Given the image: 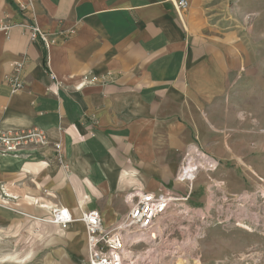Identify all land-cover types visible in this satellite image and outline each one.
<instances>
[{"label":"crops","instance_id":"0c3cea01","mask_svg":"<svg viewBox=\"0 0 264 264\" xmlns=\"http://www.w3.org/2000/svg\"><path fill=\"white\" fill-rule=\"evenodd\" d=\"M176 1L0 0V128L48 136L0 154V260L47 258L48 230L58 254L63 235L42 220L51 206L97 209L113 224L130 190L184 194L175 175L195 141L220 160L228 193L241 190V157L256 166L240 151L239 88L256 83L240 76L250 52L218 0H187L181 14ZM33 19L55 43L30 40L20 24ZM17 62L25 86L13 94L5 76Z\"/></svg>","mask_w":264,"mask_h":264},{"label":"rangeland","instance_id":"374dc122","mask_svg":"<svg viewBox=\"0 0 264 264\" xmlns=\"http://www.w3.org/2000/svg\"><path fill=\"white\" fill-rule=\"evenodd\" d=\"M218 5H223L219 15L228 20L225 28L238 29L243 37L247 50L243 48L241 53L251 55L250 65L240 70L242 78L254 77L256 82L241 84L239 88L240 151L241 156H254L256 166H246L245 156L241 157L237 167L242 188L234 195L228 193L227 181L218 172L220 166L216 172L198 174L199 179L193 183V195H200L204 201L196 207L217 216L219 221L206 230L197 250L189 257L177 258L175 264H264V226L258 223L264 222V0H218ZM242 114L246 120L240 118ZM184 191H188V186ZM242 203L245 208L240 207ZM215 205L219 206L218 210ZM57 230L63 235L58 254L54 233L48 230L47 258L3 259L0 263L88 264L82 224L72 223ZM16 247L26 249L25 245ZM245 256L247 259H243Z\"/></svg>","mask_w":264,"mask_h":264},{"label":"built area","instance_id":"2783aa9c","mask_svg":"<svg viewBox=\"0 0 264 264\" xmlns=\"http://www.w3.org/2000/svg\"><path fill=\"white\" fill-rule=\"evenodd\" d=\"M174 5L181 14L189 2L177 0ZM20 25L28 30L31 41L40 40L46 47L55 43L36 19ZM10 28L8 24L1 27L6 31ZM23 69L24 63L17 62L13 71L5 76L13 94L25 86ZM50 76L56 80L52 72ZM95 80L92 78L85 83ZM47 143V133L37 127L20 130L0 128V154H14L26 147L36 148ZM56 149L60 153L58 145ZM219 166L220 160L195 141L187 146L175 175L176 182L188 186L184 194L174 190H130L124 197L127 212L113 224H106L97 209L82 211L77 217L62 205L51 206L42 220L60 228L71 225L76 219L82 222L86 232L88 264H175L177 258L189 257L197 250L206 230L219 221L217 216L189 204L198 174L202 171L216 172ZM218 207L215 205V210ZM189 218L196 222H185Z\"/></svg>","mask_w":264,"mask_h":264},{"label":"bare ground","instance_id":"6f19581e","mask_svg":"<svg viewBox=\"0 0 264 264\" xmlns=\"http://www.w3.org/2000/svg\"><path fill=\"white\" fill-rule=\"evenodd\" d=\"M240 118L244 120V119H245L244 114H242V116H241ZM222 200L225 202V201H226V197H224ZM244 203H245V202H244ZM240 207L245 208L246 206H244V204L242 203V204H240ZM75 222L79 223L80 221H79L78 219H76V220L73 222V224H74ZM185 222H196V220L193 219V218H189L188 221H185ZM258 223H259V224H262V225L264 226V222H263V223L258 222ZM245 258H246V256L243 257V259H245ZM246 259H247V258H246ZM195 264H197V263H195Z\"/></svg>","mask_w":264,"mask_h":264}]
</instances>
